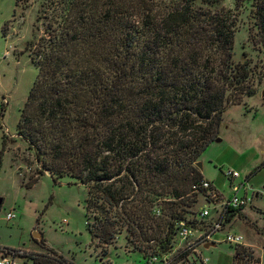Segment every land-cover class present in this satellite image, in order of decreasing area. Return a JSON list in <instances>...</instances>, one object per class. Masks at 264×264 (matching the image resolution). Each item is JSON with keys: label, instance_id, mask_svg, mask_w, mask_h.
<instances>
[{"label": "trees", "instance_id": "obj_1", "mask_svg": "<svg viewBox=\"0 0 264 264\" xmlns=\"http://www.w3.org/2000/svg\"><path fill=\"white\" fill-rule=\"evenodd\" d=\"M251 2L264 48V0ZM235 32L231 10L195 0H63L50 31L31 43L37 76L18 135L50 172L87 185L91 237L111 243L120 217L128 232L153 239L147 228L164 204L158 242L167 251L179 222H192L181 204L194 201L204 179L196 162L227 107L253 95L248 58L233 61ZM241 209L229 207L224 223ZM236 245L233 264H247L251 251ZM49 251L26 257L75 264Z\"/></svg>", "mask_w": 264, "mask_h": 264}, {"label": "rangeland", "instance_id": "obj_2", "mask_svg": "<svg viewBox=\"0 0 264 264\" xmlns=\"http://www.w3.org/2000/svg\"><path fill=\"white\" fill-rule=\"evenodd\" d=\"M214 2L204 5L195 0V6L224 7L235 14L233 61L248 58L247 86L253 95H244L239 104L227 107L217 134L220 141H211L199 158L203 178L213 185L209 189L196 185L194 201L181 204L198 231L185 242L175 235L171 247L161 251L158 238L163 234L164 221L169 219V205L155 208L156 224L147 228L153 239L142 240L138 231L128 232L121 218L115 217L119 232L111 243H101L91 237L86 225L87 185L75 177H58L50 172L41 156L18 135L20 111L37 76L31 43L50 31V17L61 14L63 0H0V100H7L5 105L0 103V151L3 137L5 140L0 155V247L5 253L21 249L25 255L52 254L49 250H53L75 264H176L191 252H182L184 248L201 243L202 239L196 237L224 209L234 193L232 184H241L238 196L250 200L241 209L243 213L213 235L215 246L202 245L199 250L210 264H233L236 244L225 239L230 232L242 238L236 246L251 251L247 264H264V48L251 0L238 5V0ZM232 170L240 175L231 183L227 173ZM203 207H208L211 215L199 222ZM8 212L15 216L8 220ZM34 232L41 233L43 244L38 236L34 238ZM25 257H17L16 264H23Z\"/></svg>", "mask_w": 264, "mask_h": 264}, {"label": "built area", "instance_id": "obj_3", "mask_svg": "<svg viewBox=\"0 0 264 264\" xmlns=\"http://www.w3.org/2000/svg\"><path fill=\"white\" fill-rule=\"evenodd\" d=\"M7 100L2 97L0 100V103L6 104ZM240 174L235 171H229L227 173V176L229 180H231V183L234 178L238 177ZM202 188L209 189L213 185L210 180L203 179L200 183ZM233 195L230 199H228L225 202L224 209L221 210V212L218 214L217 219L207 228V230H203V232L198 235L196 238L202 239L201 243L198 244V246H187L182 250V252L187 251L188 249H191V252L187 254L184 258L180 259L176 264H210L209 263V258L206 256H203L202 253L199 250V247L204 245L206 242H213L212 237L214 234H216L218 231L223 229V226L225 225V216L227 214V210L230 207L231 209H236L239 207H244L249 203V199L247 197H240L238 196L237 192L241 188L240 185H233ZM211 215V210L208 207H203L200 209L199 212V219L205 221L207 218H209ZM15 216L14 213L8 212L6 215V218L9 220ZM198 230L196 229L195 226H193L191 223H189L186 220H182L179 222V227H178V236L181 238L183 242L191 238ZM226 241L233 243V244H240L242 241L241 236L237 234H232L230 232L226 233ZM21 256H26L24 254V251L21 249L17 250H10L7 251L5 254H3L2 260H0V264H16L15 259L17 257L21 258ZM23 264H33V262L25 257V260Z\"/></svg>", "mask_w": 264, "mask_h": 264}, {"label": "water", "instance_id": "obj_4", "mask_svg": "<svg viewBox=\"0 0 264 264\" xmlns=\"http://www.w3.org/2000/svg\"><path fill=\"white\" fill-rule=\"evenodd\" d=\"M263 96H264V91H263ZM214 141H220V138L217 137V138L214 139ZM196 166H197V167L199 168V170L201 171V169H202V162L197 161V162H196ZM1 201H2V199L0 198V205H1ZM37 236H38V240H41L42 235H41L40 232H34V238H37ZM203 246H204L205 248H209L210 246H215V243H213V242H206Z\"/></svg>", "mask_w": 264, "mask_h": 264}, {"label": "crops", "instance_id": "obj_5", "mask_svg": "<svg viewBox=\"0 0 264 264\" xmlns=\"http://www.w3.org/2000/svg\"><path fill=\"white\" fill-rule=\"evenodd\" d=\"M1 117V116H0ZM244 210V209H243ZM243 210H242V212L241 213H243ZM236 217V216H235ZM235 217L232 219V220H234L235 219Z\"/></svg>", "mask_w": 264, "mask_h": 264}]
</instances>
